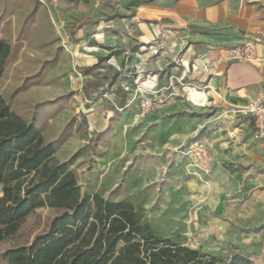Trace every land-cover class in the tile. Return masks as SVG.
I'll list each match as a JSON object with an SVG mask.
<instances>
[{"label":"rangeland","instance_id":"rangeland-1","mask_svg":"<svg viewBox=\"0 0 264 264\" xmlns=\"http://www.w3.org/2000/svg\"><path fill=\"white\" fill-rule=\"evenodd\" d=\"M159 1L0 0V38L12 48L0 96L57 145L54 161L70 163L82 195L132 203L160 239L222 262L239 255L264 264V208L244 207L211 161L197 171L182 154L196 140L210 147L205 123L215 114L201 88L184 93L196 86L193 62L183 86L175 84L182 97L161 91L164 106L138 117L136 89L157 91L182 73L171 39L128 37L140 23L152 27L144 11ZM57 214L36 210L0 253L30 242Z\"/></svg>","mask_w":264,"mask_h":264},{"label":"trees","instance_id":"trees-1","mask_svg":"<svg viewBox=\"0 0 264 264\" xmlns=\"http://www.w3.org/2000/svg\"><path fill=\"white\" fill-rule=\"evenodd\" d=\"M11 53L0 38V80ZM57 150L0 96V243L36 210L59 212L43 233L0 253V264H252L239 255L222 262L156 237L128 201L82 195L70 163L54 161Z\"/></svg>","mask_w":264,"mask_h":264},{"label":"crops","instance_id":"crops-1","mask_svg":"<svg viewBox=\"0 0 264 264\" xmlns=\"http://www.w3.org/2000/svg\"><path fill=\"white\" fill-rule=\"evenodd\" d=\"M144 12L153 16L149 18L152 27L140 23L139 32L131 29L128 37L142 45L171 39L180 54V77L186 76L191 62L213 59L226 48L249 42L256 31L264 33V0H160ZM253 51L264 60L263 45L254 44ZM262 90L264 62H235L220 65L202 92L208 108L215 110L205 123L210 124L213 172L226 175L227 181L235 184L232 189L236 187L244 207L264 208V144L253 139L251 120L230 110L243 106ZM261 221L258 228L264 233V219Z\"/></svg>","mask_w":264,"mask_h":264},{"label":"built area","instance_id":"built-area-1","mask_svg":"<svg viewBox=\"0 0 264 264\" xmlns=\"http://www.w3.org/2000/svg\"><path fill=\"white\" fill-rule=\"evenodd\" d=\"M254 44H261L264 46V33L262 31H256L249 42L224 49L222 54L218 57L210 60L202 57L193 61L191 70L192 73H195L194 79L196 80V86H193V88L188 89V91L184 93L188 96L190 95L191 90L200 88L204 90L207 87L208 77L213 75L220 65H229L235 62H243L247 64L263 63L264 60L258 58L254 54ZM187 73H190L189 67H187ZM185 78L186 76H181L179 78H175V81H173L171 78L169 79L166 87L157 91L145 92L146 89L144 87H138L134 92L135 98L138 97V99H140L137 106L138 117L143 118L144 116L148 115L150 111L154 109H160L164 106L166 100L165 97L164 100L160 99L162 97V95H160L161 91H169L166 99H171L172 97H182V95L176 91L175 84L183 86L182 83ZM187 78L189 79V77ZM132 102L133 101L129 102L128 104H131ZM230 113L251 120L253 125V139L264 144V90L256 93L243 106L231 109ZM182 154L184 156L189 155V159L191 160V165L189 167H193L197 171H206L208 169L210 156L207 140H196L190 143L187 146L185 152Z\"/></svg>","mask_w":264,"mask_h":264}]
</instances>
